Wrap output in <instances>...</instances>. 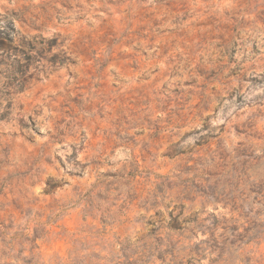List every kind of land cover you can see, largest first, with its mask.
<instances>
[{
  "label": "rangeland",
  "instance_id": "rangeland-1",
  "mask_svg": "<svg viewBox=\"0 0 264 264\" xmlns=\"http://www.w3.org/2000/svg\"><path fill=\"white\" fill-rule=\"evenodd\" d=\"M0 264H264V0H0Z\"/></svg>",
  "mask_w": 264,
  "mask_h": 264
},
{
  "label": "trees",
  "instance_id": "trees-1",
  "mask_svg": "<svg viewBox=\"0 0 264 264\" xmlns=\"http://www.w3.org/2000/svg\"><path fill=\"white\" fill-rule=\"evenodd\" d=\"M208 243H209V242H205V241L200 242L198 245L195 246V250H196V251H200V247H201L203 244L208 245ZM210 243H211L212 245H211V247H210L209 249H212V250H214V251L219 250L221 253H223L225 246H227V244H229V242L226 241V239H225L223 242H221V243H220V242L218 243V242L215 241V240H211ZM217 260H218V263H222V262L226 261V260H223V255H221V254L218 255Z\"/></svg>",
  "mask_w": 264,
  "mask_h": 264
}]
</instances>
